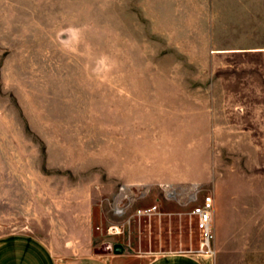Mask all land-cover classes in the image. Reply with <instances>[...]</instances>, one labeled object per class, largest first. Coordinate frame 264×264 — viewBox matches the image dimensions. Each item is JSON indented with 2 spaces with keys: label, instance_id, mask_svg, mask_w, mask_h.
<instances>
[{
  "label": "rangeland",
  "instance_id": "374dc122",
  "mask_svg": "<svg viewBox=\"0 0 264 264\" xmlns=\"http://www.w3.org/2000/svg\"><path fill=\"white\" fill-rule=\"evenodd\" d=\"M207 199L264 264V0H0V237L204 254Z\"/></svg>",
  "mask_w": 264,
  "mask_h": 264
},
{
  "label": "crops",
  "instance_id": "0c3cea01",
  "mask_svg": "<svg viewBox=\"0 0 264 264\" xmlns=\"http://www.w3.org/2000/svg\"><path fill=\"white\" fill-rule=\"evenodd\" d=\"M86 239L89 247L76 253L68 247L57 250L45 237L36 234L19 232L3 236L0 264H210L205 254L178 250L160 252L148 259L142 254L125 252L94 254L92 235Z\"/></svg>",
  "mask_w": 264,
  "mask_h": 264
},
{
  "label": "built area",
  "instance_id": "2783aa9c",
  "mask_svg": "<svg viewBox=\"0 0 264 264\" xmlns=\"http://www.w3.org/2000/svg\"><path fill=\"white\" fill-rule=\"evenodd\" d=\"M155 209L156 206L153 205L147 208H140L137 210V213L140 215H148ZM190 214L196 218V224L201 234L199 251L208 256L212 255L213 250L211 247V242L213 239V234L211 231V210L208 199L203 204L194 205L190 210Z\"/></svg>",
  "mask_w": 264,
  "mask_h": 264
},
{
  "label": "water",
  "instance_id": "95a60500",
  "mask_svg": "<svg viewBox=\"0 0 264 264\" xmlns=\"http://www.w3.org/2000/svg\"><path fill=\"white\" fill-rule=\"evenodd\" d=\"M92 252L94 254L121 253L123 249L118 243L111 244L110 242H102L93 246Z\"/></svg>",
  "mask_w": 264,
  "mask_h": 264
}]
</instances>
